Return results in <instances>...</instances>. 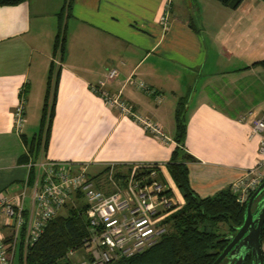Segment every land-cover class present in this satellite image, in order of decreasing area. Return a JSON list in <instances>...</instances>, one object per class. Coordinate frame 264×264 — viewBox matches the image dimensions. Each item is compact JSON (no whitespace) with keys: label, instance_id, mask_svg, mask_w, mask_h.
<instances>
[{"label":"crops","instance_id":"0c3cea01","mask_svg":"<svg viewBox=\"0 0 264 264\" xmlns=\"http://www.w3.org/2000/svg\"><path fill=\"white\" fill-rule=\"evenodd\" d=\"M62 5L26 0L0 6V193L25 189L26 208L33 185L26 165L32 161L29 105L38 106L39 131L50 63L59 59L52 51ZM65 35L63 61H54L61 68L54 115L37 160L87 163L91 177L107 163L122 173L166 163L176 146L180 100L187 124L181 148L195 158L188 162L189 181L200 197L231 185L260 157L250 122L264 112V68L252 65L264 59V1L243 0L232 9L217 0H73ZM110 68L118 75L106 89L121 91L165 140L92 91ZM21 98L25 123L18 131L13 110ZM3 217L0 212V227Z\"/></svg>","mask_w":264,"mask_h":264},{"label":"built area","instance_id":"2783aa9c","mask_svg":"<svg viewBox=\"0 0 264 264\" xmlns=\"http://www.w3.org/2000/svg\"><path fill=\"white\" fill-rule=\"evenodd\" d=\"M53 60L60 64L58 58ZM117 75V69L110 68L105 79L91 87L92 91L108 106L131 116L145 130L165 140L160 127L136 114L122 98L121 91L111 94L106 89ZM138 86L145 88L142 82ZM13 114L15 128L19 131L25 123L24 98L16 104ZM250 134L259 137L260 157L231 183L240 204L246 203L264 181V112L251 120ZM26 165L28 169H35L28 207H25V189L16 196L0 193V212L4 215L3 227H0V264H13L19 248L26 252L42 234L47 222L69 201L77 199V194L82 195L86 205L88 235L81 248L69 249L60 260L47 264H108L132 256L155 244L168 232L167 218L184 203L169 179L166 163L133 166L129 173L117 172L120 166L107 163L106 171L95 178L88 175L87 163L40 159ZM2 228H8L9 232ZM261 249L264 257V242ZM75 254L79 258L74 257Z\"/></svg>","mask_w":264,"mask_h":264},{"label":"trees","instance_id":"16d2710c","mask_svg":"<svg viewBox=\"0 0 264 264\" xmlns=\"http://www.w3.org/2000/svg\"><path fill=\"white\" fill-rule=\"evenodd\" d=\"M26 0H0V6H15ZM224 6L236 8L243 0H217ZM264 1V0H262ZM73 0H63V5L57 13L58 31L55 36L52 57L59 56L60 61L66 53L65 21L70 15ZM264 68V59L254 62ZM60 67H56L54 60L50 63L44 102L40 118L39 131L29 145L32 161H37L41 145L45 149L49 136L50 126L54 115V106L57 95V85L60 76ZM24 90L20 92V96ZM186 103L180 100L175 108V134L176 143L166 168L170 178L184 199L183 205L167 218L171 229L163 234L153 245L140 252L122 257L108 264H212L227 245L225 237L236 231L244 219L245 203L237 202V195L232 191L231 185L217 191L213 195L200 197L191 187L189 181L188 162L195 158L185 152L184 145L187 124L185 119ZM119 172V168H116ZM106 171L104 167L100 173L92 176L98 177ZM35 178V169H29V182ZM77 206L68 205L50 219L37 241L26 252L22 247L17 253L18 264H47L57 262L69 249H79L83 246L88 235L87 220L84 215L86 207L82 195L77 194ZM218 224L228 226V233L221 234L217 230ZM261 242H264V225ZM244 264H252L248 257Z\"/></svg>","mask_w":264,"mask_h":264},{"label":"water","instance_id":"95a60500","mask_svg":"<svg viewBox=\"0 0 264 264\" xmlns=\"http://www.w3.org/2000/svg\"><path fill=\"white\" fill-rule=\"evenodd\" d=\"M255 204V205H254ZM254 205V209L252 206ZM264 225V181L256 188L245 203L244 219L234 234L225 237L228 244L212 264H219L227 254L244 257L250 253L253 264H264L261 249V234Z\"/></svg>","mask_w":264,"mask_h":264},{"label":"rangeland","instance_id":"374dc122","mask_svg":"<svg viewBox=\"0 0 264 264\" xmlns=\"http://www.w3.org/2000/svg\"><path fill=\"white\" fill-rule=\"evenodd\" d=\"M38 118H39L38 106L36 107L35 101L33 100V101L30 102V105H29V125H28L29 131L27 132L28 135H29L28 136L29 137V140L31 139V137L33 135L32 133L34 131L35 132L38 131ZM91 172L93 173L94 171L92 170ZM68 205L77 206L78 204H77L76 199L74 198L73 200H71V201L68 202ZM254 205L252 206L253 209H254ZM66 208L67 207L63 208V210L61 211V213H64ZM170 229H171V227H170V225L168 223V231H170ZM217 230L221 234H226V233H228V226L225 225V224H218L217 225ZM74 257L79 258V255L78 254H75ZM13 264H18L17 258L14 260Z\"/></svg>","mask_w":264,"mask_h":264},{"label":"flooded vegetation","instance_id":"af4514ba","mask_svg":"<svg viewBox=\"0 0 264 264\" xmlns=\"http://www.w3.org/2000/svg\"><path fill=\"white\" fill-rule=\"evenodd\" d=\"M234 233H232V234H234ZM228 242L229 241H227V244H228ZM248 257L251 258L252 264H253V259L250 256V253H246L244 257L241 256L239 258L231 257L230 254H227L226 257L219 264H244Z\"/></svg>","mask_w":264,"mask_h":264}]
</instances>
